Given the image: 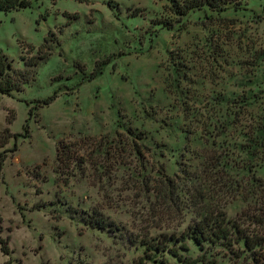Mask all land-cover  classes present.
I'll return each mask as SVG.
<instances>
[{
  "label": "rangeland",
  "instance_id": "obj_1",
  "mask_svg": "<svg viewBox=\"0 0 264 264\" xmlns=\"http://www.w3.org/2000/svg\"><path fill=\"white\" fill-rule=\"evenodd\" d=\"M167 4L0 11L13 66L46 57L0 93V264H158L141 241L264 210V146L248 148L264 112V0L182 17Z\"/></svg>",
  "mask_w": 264,
  "mask_h": 264
},
{
  "label": "trees",
  "instance_id": "obj_2",
  "mask_svg": "<svg viewBox=\"0 0 264 264\" xmlns=\"http://www.w3.org/2000/svg\"><path fill=\"white\" fill-rule=\"evenodd\" d=\"M166 1L168 11L178 17L204 6L220 12L232 2V0ZM29 5L30 0H0V11L19 10ZM51 40L45 38L44 41L47 44ZM45 58L39 54L29 59L21 57L24 68H15L13 60L0 49V93L10 96L14 91H21L23 85L34 80V70L39 61ZM101 71L102 68L97 64L88 79L97 76ZM55 97L56 94L53 93L40 101L47 105ZM262 103L264 105V98ZM248 141V148L253 147L252 155L256 157L264 146V112L253 125ZM4 157L5 155L0 157V168ZM250 218L251 224L243 226L235 219H226L222 212L216 216H203L189 223L178 234H158L141 241L144 258L158 264H264V210L259 215H251ZM0 241L3 251L7 253V242L1 239Z\"/></svg>",
  "mask_w": 264,
  "mask_h": 264
}]
</instances>
